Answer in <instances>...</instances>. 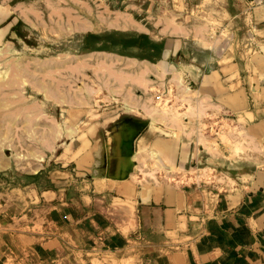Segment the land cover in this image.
Masks as SVG:
<instances>
[{"label": "rangeland", "instance_id": "1", "mask_svg": "<svg viewBox=\"0 0 264 264\" xmlns=\"http://www.w3.org/2000/svg\"><path fill=\"white\" fill-rule=\"evenodd\" d=\"M261 3L0 0V264H14L28 252L18 250L16 234L38 229L52 234L51 209L82 202L88 181L76 176L71 161L100 114L124 109L132 100L136 110L147 107L154 120L202 136L206 148L187 169L168 175L147 162V171L155 166L162 181L167 175L218 192L236 185L210 160L212 146L227 147L235 116L201 110L205 114L198 117L185 113V104L193 109L191 95L200 77L219 61L259 51L252 11ZM164 51L170 53L166 68L149 64L155 68L150 71L145 59L158 63ZM143 71L148 90L130 80ZM219 167H227L224 160ZM68 246L69 257L61 264H76L82 247ZM51 258L49 264L58 263Z\"/></svg>", "mask_w": 264, "mask_h": 264}, {"label": "crops", "instance_id": "2", "mask_svg": "<svg viewBox=\"0 0 264 264\" xmlns=\"http://www.w3.org/2000/svg\"><path fill=\"white\" fill-rule=\"evenodd\" d=\"M252 13L259 51L219 61L200 77L193 109L185 104V113L198 117L209 110L235 116L227 147L212 146L210 160L236 185L218 192L167 175L162 181L155 166L147 171V162L168 175L187 169L206 150L203 138L181 124L154 120L147 107L148 117L139 116L133 100L125 102L124 109L100 114L71 161L76 176L88 181L82 202L51 209L52 234H16L18 250L28 252L14 264H49L51 257L61 264L68 244L82 247L76 264H264V3ZM168 52L158 63L145 59L147 68H166ZM145 71L130 80L148 90ZM223 160L227 167L220 169Z\"/></svg>", "mask_w": 264, "mask_h": 264}, {"label": "bare ground", "instance_id": "3", "mask_svg": "<svg viewBox=\"0 0 264 264\" xmlns=\"http://www.w3.org/2000/svg\"><path fill=\"white\" fill-rule=\"evenodd\" d=\"M70 130V129H69ZM69 130H67V131H69ZM73 131V130H72ZM70 133V132H69ZM152 154V153H151Z\"/></svg>", "mask_w": 264, "mask_h": 264}]
</instances>
